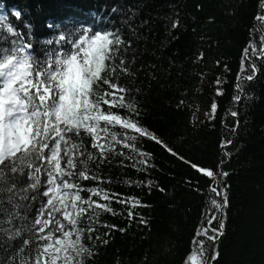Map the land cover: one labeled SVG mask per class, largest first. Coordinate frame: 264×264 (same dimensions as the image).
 <instances>
[{
  "label": "trees",
  "instance_id": "obj_1",
  "mask_svg": "<svg viewBox=\"0 0 264 264\" xmlns=\"http://www.w3.org/2000/svg\"><path fill=\"white\" fill-rule=\"evenodd\" d=\"M0 6L4 14L0 24L5 31L9 22L24 31V21L33 26L37 54L42 46H54L42 44L57 32L47 27L49 22L69 29L81 24L89 27L100 17L103 27L119 28L123 67L130 71H122L117 54L115 66L120 74L116 82L139 90L132 92V98L141 109L143 124L178 153L173 155L155 141L142 138L135 143L151 154L147 165H140L144 157L123 145L117 148L132 159L110 154V162L98 169L95 161L89 162L90 171L105 180L81 179L80 184L85 188L100 184L129 202L120 204L114 199L111 206L115 214L96 209V215L91 216L89 209L79 218L81 227L91 224L97 229L92 241L85 240L94 246V254L86 255L83 264H186V257L197 248V240L204 241L209 254L219 240L214 249L219 255L212 264H264V56H259L261 60L255 57L259 68L255 79L240 82L245 83L246 95L239 102L233 100L238 77L245 74L244 49L251 40L258 51L264 50L258 31L264 22H257V16L264 15V0H0ZM113 7L120 11L113 13ZM13 10H19L22 16L16 18ZM175 21L178 26L174 28ZM217 79L221 83L217 84ZM218 88L222 94L217 93ZM214 103L216 109L212 111ZM233 111L239 113L235 118L231 116ZM200 112L204 118L198 123ZM114 131L124 130L116 126ZM129 135L135 134L129 130ZM180 156L214 172H228L221 178L228 196L222 212L215 211L210 203L211 198H221L212 192L211 178L192 169ZM76 159L77 169H81L79 160L84 157ZM142 167L147 171L140 170ZM8 195L0 193V227L5 229L11 227L7 220L13 213ZM89 195L81 192L85 199ZM92 199L104 202L98 196ZM133 199L142 206L133 208ZM13 202L21 204L19 211L26 219L13 216L12 224L29 223L39 201L16 198ZM130 209L135 213L132 219L128 218ZM220 222L223 235L215 233L217 240L203 234L205 228L209 235L214 234L212 229ZM98 234L108 242L95 239ZM6 240V234L0 232L3 260L20 244L14 240L8 247ZM32 247L18 255L15 264L29 255L32 259L28 264H34L35 253L29 250Z\"/></svg>",
  "mask_w": 264,
  "mask_h": 264
},
{
  "label": "snow or ice",
  "instance_id": "obj_2",
  "mask_svg": "<svg viewBox=\"0 0 264 264\" xmlns=\"http://www.w3.org/2000/svg\"><path fill=\"white\" fill-rule=\"evenodd\" d=\"M111 11L117 13L120 10L113 7ZM13 14L18 19L22 16L19 10H13ZM3 19L0 17V21ZM257 20L264 22V15L257 16ZM177 26L178 21L173 22L172 27ZM47 27L57 32L42 44L54 46H42L40 54H37L34 50L36 41L32 38L33 26L28 21H24L27 31L10 22L5 31V26L0 24V193H8V200L13 206V213L9 214L7 220L11 227H0V232L6 234L8 247H12L11 241H20L19 247L7 260L0 259V264H15L17 256L23 254L28 246H34L29 249L35 253L34 264H41V257L48 255V249L53 244L57 252L65 253L64 264H83L86 255L90 257L94 254V246L85 243V240L92 241V234L97 229L91 224L81 227L79 218L89 209H92L91 216L96 215V209L115 214L111 206L114 199L120 204L129 202L100 184L91 188L82 186L81 179L105 180L98 173L90 171L89 162L95 161L98 169L110 162V154L128 156L117 148V145H123L144 157L139 161L140 165H147L151 154L138 149L135 143L142 138L151 139L169 153L178 155L143 124L141 109L132 98V92L139 90L128 89L116 82L120 74L115 66L117 54L122 71H130L123 67L124 55L118 47L123 43L119 28L103 27L100 17L89 27L81 24L75 28L61 29L59 24L53 25L51 22ZM258 31L264 41V23ZM259 56H264V50L258 51L250 40L249 46L244 49L245 74L238 77L239 80L246 83L255 79L259 72L255 57ZM216 83L221 81L217 79ZM245 83H237L238 91L233 97L235 102L246 95ZM217 93L222 94L219 88ZM211 107L215 111L216 104ZM114 108L125 111L117 112ZM238 114V111L231 113L233 117ZM116 126L124 131H114ZM129 130L135 135H129ZM226 143L231 144L232 141L227 140ZM77 157H84L79 160L81 169H77ZM179 158L192 169L211 178L214 185L212 192L221 198H211L210 203L215 211L222 212L228 204V196L227 186L221 178L227 177L228 172H214L183 156ZM120 163L123 164V160ZM140 170L147 171V168ZM147 186L151 188V181L147 182ZM159 190L164 191L163 188ZM82 191L90 193L87 199L81 196ZM92 196L101 197L104 202L92 199ZM16 198L19 201H39L35 216L29 223L19 226L12 224L13 216L21 217V204L13 202ZM2 203L0 200V205ZM137 205H141V202L133 199L132 207ZM134 215L130 209L128 218L132 219ZM140 222L146 223L144 220ZM223 227L220 222L212 229L214 234L209 235L207 228L203 229V234L215 241L218 239L215 233H220ZM119 230L123 232L125 229ZM85 232L88 234L86 237ZM108 235L104 233V236ZM95 239L105 244L108 242L107 239L101 240L99 234ZM194 243L197 248L186 257V264H212L219 255L214 250L209 255L203 240ZM3 247L4 244L0 243V248ZM30 259L31 255L25 256L19 264H28ZM55 260L53 256L52 264H55Z\"/></svg>",
  "mask_w": 264,
  "mask_h": 264
},
{
  "label": "rangeland",
  "instance_id": "obj_3",
  "mask_svg": "<svg viewBox=\"0 0 264 264\" xmlns=\"http://www.w3.org/2000/svg\"><path fill=\"white\" fill-rule=\"evenodd\" d=\"M1 9H3V8L0 6V10ZM0 16H4V14L0 13ZM240 82H242V81L240 80L239 83ZM203 118H204V113L200 112L196 121L199 123ZM61 163L63 165V161H61ZM62 219H63V217H62ZM55 235L59 236L60 233H55ZM64 255H65V253H63V252H57L55 249V245L53 244V247L48 249V255L43 256V264H52V257L53 256L56 257L55 264H64V261H63Z\"/></svg>",
  "mask_w": 264,
  "mask_h": 264
},
{
  "label": "water",
  "instance_id": "obj_4",
  "mask_svg": "<svg viewBox=\"0 0 264 264\" xmlns=\"http://www.w3.org/2000/svg\"><path fill=\"white\" fill-rule=\"evenodd\" d=\"M263 10H264V8H263ZM257 22H258V24H260L262 21H259V20H257ZM259 60H261L262 58H258ZM232 116V115H231ZM233 117V116H232ZM233 118H235V117H233ZM225 147L223 148V151H225ZM214 185H212V187H213ZM220 197V196H219ZM222 217V216H221ZM221 233V236L223 235V230L221 229V231H220ZM218 242H219V240L215 243V245L212 247V249H211V252H210V254L209 255H211L212 254V252H213V250L215 249V247H216V245L218 244Z\"/></svg>",
  "mask_w": 264,
  "mask_h": 264
}]
</instances>
